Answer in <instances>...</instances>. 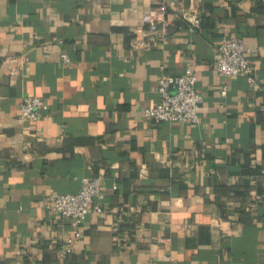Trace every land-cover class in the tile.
<instances>
[{
    "label": "crops",
    "instance_id": "crops-1",
    "mask_svg": "<svg viewBox=\"0 0 264 264\" xmlns=\"http://www.w3.org/2000/svg\"><path fill=\"white\" fill-rule=\"evenodd\" d=\"M161 8L0 0V264H264V0H170L151 34L142 17ZM226 37L258 87L217 73ZM190 65L199 124L146 120L159 79ZM28 96L49 106L37 122L19 117ZM85 177L103 214L78 228L42 207Z\"/></svg>",
    "mask_w": 264,
    "mask_h": 264
},
{
    "label": "built area",
    "instance_id": "built-area-1",
    "mask_svg": "<svg viewBox=\"0 0 264 264\" xmlns=\"http://www.w3.org/2000/svg\"><path fill=\"white\" fill-rule=\"evenodd\" d=\"M161 1V10H154L142 17V21L149 26L151 34L158 33L159 16L164 15L170 0ZM193 26L198 28L200 20L196 19ZM147 46V42L142 38H136L132 43L134 49ZM250 53L241 38H223L217 48V73L228 78L243 76L247 79L249 86L258 87ZM64 58L67 59V56L64 55ZM10 61L12 64L10 74L15 76L20 73L25 61L21 58H12ZM197 83L198 76L191 65L187 67L184 75L160 78L157 86L159 100L153 107L143 111L144 118L156 124H199L202 96L198 91ZM227 93L228 88L225 86L221 94L226 96ZM48 110L49 106L42 98L28 96L21 102L19 117L24 121L37 122ZM101 192L100 178L85 177L81 180V189L78 193L52 194L43 202L42 207L62 218L73 220L78 228H82L91 211L99 215L104 213L102 206L95 205Z\"/></svg>",
    "mask_w": 264,
    "mask_h": 264
},
{
    "label": "trees",
    "instance_id": "trees-1",
    "mask_svg": "<svg viewBox=\"0 0 264 264\" xmlns=\"http://www.w3.org/2000/svg\"><path fill=\"white\" fill-rule=\"evenodd\" d=\"M256 172H257V173H260L261 171H260L259 169H256ZM233 190H234V189H233ZM233 190H232V191H233ZM240 195H246V193L242 192Z\"/></svg>",
    "mask_w": 264,
    "mask_h": 264
}]
</instances>
